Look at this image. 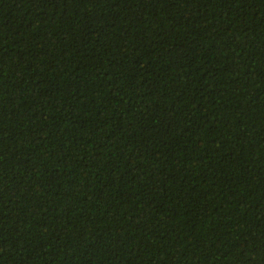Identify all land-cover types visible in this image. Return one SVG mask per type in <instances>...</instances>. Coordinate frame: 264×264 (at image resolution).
Returning a JSON list of instances; mask_svg holds the SVG:
<instances>
[{
  "label": "trees",
  "instance_id": "1",
  "mask_svg": "<svg viewBox=\"0 0 264 264\" xmlns=\"http://www.w3.org/2000/svg\"><path fill=\"white\" fill-rule=\"evenodd\" d=\"M0 264H264V0H0Z\"/></svg>",
  "mask_w": 264,
  "mask_h": 264
}]
</instances>
